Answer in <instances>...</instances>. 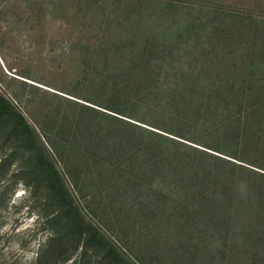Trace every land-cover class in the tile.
<instances>
[{"label":"rangeland","instance_id":"rangeland-1","mask_svg":"<svg viewBox=\"0 0 264 264\" xmlns=\"http://www.w3.org/2000/svg\"><path fill=\"white\" fill-rule=\"evenodd\" d=\"M262 43L264 0H0V97L30 126L0 121V264H101L51 252L79 220L129 264H264Z\"/></svg>","mask_w":264,"mask_h":264},{"label":"trees","instance_id":"trees-1","mask_svg":"<svg viewBox=\"0 0 264 264\" xmlns=\"http://www.w3.org/2000/svg\"><path fill=\"white\" fill-rule=\"evenodd\" d=\"M148 2V0H147ZM188 22L193 23L191 20ZM194 27V23L192 24ZM207 26V25H205ZM254 49H258V51L264 52V43L262 44H255ZM250 51H255L253 49H249ZM248 68V64L245 65ZM250 68H255L254 71L247 70L248 71V76L246 78V81L251 82L252 86H255V84L259 85L260 88L257 93L263 94L264 93V58H252V61L250 62ZM245 72V70L236 72L237 76L241 77ZM234 74V75H235ZM171 76V75H170ZM170 76H167L165 80H169ZM206 76V75H205ZM148 80V79H147ZM149 84L142 85L140 86V90L142 92L141 98L147 99V96H151L155 94V91L151 89V82L150 80ZM164 81L160 82V85L163 84ZM164 85V84H163ZM159 88V84L157 86ZM220 90L227 91L229 93H237V92H242V89L237 88L234 81H220ZM255 93V90L253 91ZM156 95V94H155ZM213 96H217V91ZM213 96H210L208 98H211ZM155 98V97H152ZM89 107V106H88ZM87 107V108H88ZM89 109V108H88ZM95 109V110H93ZM91 108L89 109L92 112H97L99 114L100 112L96 111L98 110L97 108ZM102 118H112V120H118L116 118L119 117H114V116H107L106 114L100 113ZM99 117V118H100ZM5 118H11V125H12V131L15 135L11 136L10 139H20L21 141L25 140L27 137V133L30 131V126L26 123L24 120V117L13 111L10 103L4 98L0 97V121H2ZM115 118V119H114ZM122 118H120L121 120ZM119 120V121H120ZM122 122V121H120ZM225 126H229L230 123L226 122L224 123ZM161 137H164V135H161ZM25 146V145H24ZM15 148H18V146H14L13 150ZM20 149V147H19ZM23 149V148H21ZM195 149V148H194ZM16 150V149H15ZM213 151L219 152L217 150L211 149ZM25 151V149H23ZM196 151L202 152V154L205 155H214L216 157H220L219 155L213 154L209 151H206L204 149L197 148ZM201 154V153H200ZM29 158L33 161L34 165L38 167L39 173L43 175L44 178H46L49 181L51 191L53 192V196L58 195L60 198L63 199V207H61L58 211L52 212L48 218L47 222H55L58 219H61L63 216V212L66 211V207L70 206V203L66 199V190L61 182V179L59 178V174L55 167L49 163L47 160H43L42 156H36L34 155L31 157V153L29 151ZM226 160V159H225ZM41 170V171H40ZM73 230L71 233L68 232H60V231H55L54 234H52L48 238V244L50 246H55V249H52V253L56 254L58 252V249L63 253L62 247L65 245L67 241H70L73 246V249L76 250V247L78 244L81 243L80 246H82V254H85L88 250H95L97 253L100 255V263L101 264H129L127 261L123 260L120 256L119 251L115 247L114 244L107 242L106 239L103 237V235L91 224L84 222L83 220H79L76 224L72 225ZM70 229V228H69ZM263 232V231H261ZM74 241H77L76 244H74ZM51 250V249H50ZM49 250V251H50ZM49 251H42L39 256H38V262H40L43 258L45 253ZM59 253V252H58ZM71 254V253H70ZM69 254V255H70ZM60 255V253H59ZM70 257L66 255L62 261L64 262L65 260H68ZM58 260H56L55 263H57ZM67 263L64 262V264Z\"/></svg>","mask_w":264,"mask_h":264}]
</instances>
